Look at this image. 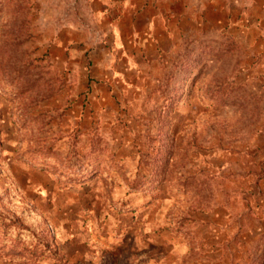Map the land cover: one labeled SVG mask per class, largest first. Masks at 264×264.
Listing matches in <instances>:
<instances>
[{
    "label": "rangeland",
    "instance_id": "374dc122",
    "mask_svg": "<svg viewBox=\"0 0 264 264\" xmlns=\"http://www.w3.org/2000/svg\"><path fill=\"white\" fill-rule=\"evenodd\" d=\"M1 4L0 264H264V0Z\"/></svg>",
    "mask_w": 264,
    "mask_h": 264
},
{
    "label": "trees",
    "instance_id": "16d2710c",
    "mask_svg": "<svg viewBox=\"0 0 264 264\" xmlns=\"http://www.w3.org/2000/svg\"><path fill=\"white\" fill-rule=\"evenodd\" d=\"M79 167V165L74 166L70 171L71 175L82 174L83 170L76 172ZM42 169L47 170L48 168L43 167ZM0 226L4 228V235H0V239L3 238L4 242L10 243L18 251H26L35 257L44 258L53 254L54 249L49 248L44 235L35 228L19 224L12 216L2 213H0Z\"/></svg>",
    "mask_w": 264,
    "mask_h": 264
}]
</instances>
